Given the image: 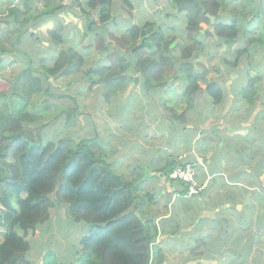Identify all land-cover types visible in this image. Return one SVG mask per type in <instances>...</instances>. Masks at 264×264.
<instances>
[{"label": "crops", "instance_id": "crops-1", "mask_svg": "<svg viewBox=\"0 0 264 264\" xmlns=\"http://www.w3.org/2000/svg\"><path fill=\"white\" fill-rule=\"evenodd\" d=\"M13 1L16 5H10L5 10L9 12V17L10 8L21 7L23 10V2H29L30 5L34 3V0ZM231 1L227 0L229 6L242 10L241 6ZM128 2L130 3V0ZM133 3L134 7L131 3L128 7L131 12L136 10V14H133V19L132 16L124 17L126 22L118 15V2L113 5L111 13L114 18V25L112 24L114 32L122 35L130 28H143L145 25L155 29L162 20L171 25V21H177L180 17L172 15L169 0L164 2L165 5L167 4V9L163 18L157 15L155 17L153 13L155 5L152 2L144 5L143 0H134ZM62 4L64 6V1ZM66 8L64 12L72 15L68 10L69 6ZM162 9L160 7L161 11ZM1 13L0 27L7 31L6 24L1 20L8 16H4V12ZM51 18L43 17L39 21L42 25L51 23L55 27V23L60 21H52ZM230 21L231 15L221 11L217 23L228 25ZM28 22L33 23V19L30 18ZM117 22L122 23L123 26H119ZM261 24L256 19L247 18L244 29L231 47L217 40L213 45L215 49L222 47L227 49L233 61L232 66L229 67L234 70L238 71L240 63L245 62L247 65L249 62L246 66L249 68L247 72L241 77L238 76L239 79L244 80L243 84L235 89V93L239 96L238 101L248 105L246 116L242 115L240 121L234 119V122L233 120L226 122L224 109L223 112L218 109L222 106L225 97L223 96L220 104L215 105L204 90L192 97V104L186 111L184 108L188 106L179 104L182 108L176 110L177 116H175L177 107L175 101L180 96L173 101L169 92L172 85L174 88L181 87L180 81L169 80L163 91L160 88L149 92L142 88L141 81L138 80L137 83L130 81L126 89L111 97L109 101L105 100L102 92L101 101L97 102L99 107L106 106V113L103 115L105 120H108L103 133H100L98 128H87L79 135L72 129V137L62 139L73 142L75 147L88 141L92 146L91 151L100 163H90L91 166L88 167L80 163V155L75 159L70 183L74 190L71 196V218L68 217L69 203L57 199L58 189L47 195L49 203L46 206H31L32 215L48 212L50 219L45 222L46 225L52 221V215L60 210H64L67 219L70 220L71 229L75 232L73 236L75 238L72 239L76 240L77 246L67 249L66 241H60V245L53 247L60 262L75 264L79 258L77 247L81 248V240L94 228L92 220L97 219V222L104 218L108 223L134 215L151 231L152 263L167 264L165 252L167 250L173 253L183 251V257H189L188 262H184L187 264L191 262L218 264L217 262L223 260L227 253L233 256L232 263L228 264H264V110H262L264 108L262 100L264 41H252L258 37L257 30ZM185 25L186 20L182 28ZM31 31L32 29L29 30V35ZM171 31L173 32L174 29L166 28V36L174 37L175 35H168ZM21 32L19 38L25 35V30ZM12 33L14 31L10 32L9 36L2 32L0 38L3 35L15 38L17 35ZM31 38H34L33 34ZM206 38L204 34L199 37L204 45L199 60L210 48ZM41 47L43 49L39 48V51L36 47L32 48L37 51L36 54L40 53L38 60L48 56L47 52L51 51L48 61L53 64L57 51L51 50L49 46ZM58 48L61 50L60 47ZM175 48L173 45L170 49L171 55H174L172 51ZM241 50L247 52L236 62L237 52ZM82 54L87 63L90 51ZM172 57L177 67L183 62L177 61L175 56ZM100 59L101 61L94 63V67L103 64L105 59L103 57ZM23 66L25 65H22L21 69L24 68ZM249 72L261 78L257 85L259 91L255 97V106H249L248 100L240 94V90L249 80ZM240 74L241 72L238 71L237 75ZM233 78L234 76L230 77V83L233 82ZM208 82L216 83L225 93L221 82ZM98 87L101 85L96 84L90 92L91 85H89V93L93 94ZM256 104L261 105L260 112L259 108L255 110ZM41 132L42 129L39 133ZM42 141L55 144L52 140ZM179 158H182L180 162L182 164L196 166L197 179L202 187L199 193H190L186 186L169 179L168 172L179 163ZM70 175L71 172L63 176V181L59 185L62 190L66 182L69 183ZM86 194H97L101 200V208L98 209L97 205H94L86 210ZM27 197V193L21 194L23 200ZM52 201L63 205V208L59 209L58 205L53 206ZM176 208L179 211L180 222H178L179 227L175 229L169 225V220H176L174 215ZM85 213L90 214L87 220L75 219L80 215L84 216ZM251 220L258 224L255 231ZM240 221H243L244 225ZM15 233L17 234V230ZM187 239L189 243L186 242ZM4 240L0 235V245ZM171 240L179 241L180 245L171 247L169 245ZM24 241L30 246L29 252L32 251L30 241L26 238ZM42 247L39 264L43 262V256L49 252L48 245Z\"/></svg>", "mask_w": 264, "mask_h": 264}, {"label": "trees", "instance_id": "trees-1", "mask_svg": "<svg viewBox=\"0 0 264 264\" xmlns=\"http://www.w3.org/2000/svg\"><path fill=\"white\" fill-rule=\"evenodd\" d=\"M63 1L34 0L33 5L25 1L22 11L10 8V17H3L1 22L6 24L8 32L14 31L12 34H16L18 39L22 33L21 29L27 25L30 18L33 19V23H37L43 17H52L59 11H65L67 8L63 6ZM81 1L74 0L80 9ZM115 2L130 5L128 0H85L82 9L86 22L84 36L88 37L89 45L93 40H98L97 53L108 60L109 64L85 69L82 53L89 52L90 48L85 47L81 52L71 46L67 50H57L53 64L47 58L38 60L39 67L47 73L44 80L48 81L49 77L81 75L82 78L91 81V86L94 84L103 86L106 101L126 89L130 81L138 82L136 77L128 76L126 73L136 74L143 89L149 92L162 88L169 80L181 81L183 91L175 101L177 105L175 116L176 110L182 108L179 104L187 105L188 107L184 108L186 111L192 104V97L201 89H204L213 104L221 103L224 96L221 87L216 83H209L206 79L207 70L203 69L202 73H198L192 62L199 60L204 51V45L199 40L200 35L203 33L205 37L210 35L209 31H203V24L207 23L210 27L208 28L212 31L210 36L231 47L246 25L248 17L243 12L240 13L236 7L229 6L227 0H169L172 15L184 16L186 20L182 36L187 43L181 46L180 57L183 62L177 67L176 61L170 55V49L178 35L168 37L163 31L152 29L149 25L143 28H130L116 38L110 33L109 38L119 45V49H112V53L109 52L111 45L104 46L107 34L105 25L110 23L114 25L111 11ZM231 2L240 6L237 0ZM69 11L75 15L71 8ZM89 11L97 14L96 20L91 19ZM221 11L231 15L228 25L217 23ZM208 16L214 17L215 22L211 23ZM256 17L253 19L262 24L257 30L258 37L252 41H264V12L257 14ZM64 32L62 23L56 22L54 29L46 33L51 39L50 49L53 50L63 43ZM19 40L13 42V38L1 36L0 56L9 55L11 51L17 50ZM246 52L238 51L236 62ZM28 68L21 71L16 79V85H12L6 94L0 91V235L5 239L0 245V264H15V260H18V264H31L24 258L30 250L28 242L24 239L29 231L35 233L50 217L47 211L40 215H32L31 206H46L49 203L47 195L58 189L57 199L69 203L68 217L71 218V196L74 190L70 183L75 159L80 155V163L88 167L100 163L91 151L92 146L88 141L79 147L65 140L59 141L58 144L45 143L39 138L40 133H37L38 138L35 140L31 133L22 128V123L40 121L42 115L39 112L28 111V107L33 106L29 100L45 92L41 80L34 77L33 69ZM248 76L249 80L240 90V94L248 100L249 106H255V97L259 91L257 85L261 78L253 72H249ZM3 97L11 99V112L2 101ZM258 108L260 112V104H256L255 110ZM48 110L49 106H44L41 111L46 114ZM70 172L69 183L66 182L62 190L59 185L63 181V176ZM23 192L28 195L26 200L21 198ZM86 202V210L94 205H97L98 209L101 208V200L97 194H86ZM89 216L90 214L85 213L84 216L80 215L75 219L87 220ZM96 220H92L94 228L80 242L81 250L75 264H160L152 263L151 231L138 217L132 215L108 223L104 218L97 222ZM54 257V254L47 252L42 261H48L44 264H55Z\"/></svg>", "mask_w": 264, "mask_h": 264}, {"label": "rangeland", "instance_id": "rangeland-1", "mask_svg": "<svg viewBox=\"0 0 264 264\" xmlns=\"http://www.w3.org/2000/svg\"><path fill=\"white\" fill-rule=\"evenodd\" d=\"M23 1V0H22ZM84 1H81V9L80 7H77L75 5L74 0H64V6L68 7V10L71 8L73 12H75V15L72 16L71 14H67L64 12V10L59 11L58 13H55L54 16H52V21H60L62 23L63 29L67 32H64V38L63 43L59 44V47L61 50H67L69 47H76L78 50L84 51L83 48L87 47L90 51L89 54V60L87 63L84 64L83 68L90 69L89 67L96 64L97 61H101L100 57L101 55L98 54V40H93L91 42V45H89L90 42H88V37L84 36L86 33V22L84 19V15L82 13V9L84 8ZM134 0H130L131 5L134 7ZM152 2L154 6V15L156 17L159 16L162 18L165 17L164 11L167 9V4L165 5V0H143V4H147ZM238 4L241 6L242 10H239V12H243L249 19L257 18L256 15L264 12V0H237ZM116 3V2H115ZM14 6L16 5L15 1L13 0H1L0 1V12H4V16H8L9 12L5 11L8 6ZM119 11L118 15L123 18V20L126 22L124 17L132 16L131 19H133V14H136V10L131 12L132 10L130 7H128L123 2H118ZM160 7L163 8L162 11L160 10ZM18 10L22 11L21 7H17ZM160 11V12H159ZM81 13V17H80ZM91 19L97 18V14L94 12H90ZM179 16V15H178ZM1 19V16H0ZM138 19L136 18V21ZM185 21L184 16H180L177 18V21L173 20L171 21V25L167 23V21L162 20V23H158L155 30H161L166 34V28L167 29H174V31H171V34L168 35H178L173 45L176 47L173 49L174 55L177 61L181 62L180 56V49L182 45V41L184 44H186V40L182 35H184V28L183 22ZM215 20L213 21V23ZM119 26H123L122 23L117 22ZM32 29V33L34 35V38H31L32 36L29 35V30ZM105 28L107 29V34H105L104 40H107V42H104V46H107V44L111 45L110 53H112V49L118 50V44L115 41H112L109 38V34L111 33L114 38L120 37L121 33H116L113 31L112 24H106ZM181 28L182 30L180 31ZM210 28L207 23L202 25L203 31H209L210 35L212 34V31H210ZM54 27L51 23H48L47 25H42L39 22L37 23H30L28 22L27 25H25L21 30H25V35H23L21 38H14L13 42L15 40H19V45H17V50L13 51L10 55H1L0 59L2 60V63L0 64V91L1 93L6 94L9 89H11V86H15L17 82V78L19 74H21V71L24 69L29 68L33 69V75L35 78H38L42 82L43 91L45 89V92L38 96L37 98L32 97L29 100V103H31L33 106L28 107L29 112H39L41 116L40 121L37 123H22V128H25V130L33 135L35 140H37L38 136L37 133H39L40 129H42L41 134L39 135V138L41 140H52L55 144H58V142L64 138H71L72 137V129L77 132V134L80 135V133L87 128L97 129L100 133H103L105 131V128L107 126V121L104 118L103 113H106V106L99 107V102L102 98V92L104 90L103 86L98 87L93 94L89 93L92 89L95 87V84L91 86L89 89V85H92L91 81L88 78H82L81 75L77 76H66L65 78H54L49 77L48 81L44 80L45 75L47 74L38 63V59L40 57V53L36 54L37 51L32 50L33 47H36V49L39 48L43 49L41 46H51V39L46 35V33L50 30H53ZM3 33L10 36V31L7 32L5 29L2 30L0 27V35ZM100 32V31H99ZM204 34V33H203ZM167 35V34H166ZM208 36L206 39L209 41L210 48L209 50L203 55L202 59L198 62H192V66L194 69L201 73L204 70H207L206 79L207 81H216L221 82L223 84V88L225 89L224 93V101L222 103V106L219 107V110L223 109L225 111V121L230 122L234 119L237 121L241 120V116H246V109L248 105L246 103H240L238 93H235V89H238V85H242L244 80L239 79L238 76L244 75L243 73H246L249 69L248 63L245 65L244 63H240L238 66V71L241 72L240 75H237V70H234L230 68L229 66H232L231 63L233 62L230 58L229 53L227 52V49L225 47H222L221 49H215L213 45L216 43V39L212 36ZM74 45V46H73ZM89 46V47H88ZM55 47V46H53ZM47 48V49H48ZM58 46L54 48L56 51L59 50ZM233 47L231 48V50ZM52 50V49H51ZM47 51V50H46ZM87 52V51H86ZM48 56H44L45 58L49 59V55L51 54V51L47 52ZM56 53H54L55 55ZM100 57H99V56ZM110 55V54H109ZM179 57V59H178ZM30 63V64H29ZM95 63V64H94ZM109 64L108 60H104L103 64ZM49 64V63H48ZM24 68L21 69V66ZM28 68V69H29ZM129 76L136 77L135 79L139 80V78L136 76V74L133 73H126ZM234 76L233 82L230 83V77ZM95 79H93L94 81ZM181 82V81H180ZM179 84V83H178ZM181 87L170 88L169 94L173 97V101L176 100L177 97L181 96L183 91V83L181 82ZM202 85V84H200ZM165 85L162 87V91L164 90ZM143 88V87H142ZM89 89V91H88ZM204 90V89H203ZM201 89V91L203 92ZM263 94V91H262ZM14 99V97H13ZM262 100L264 102V96L262 97ZM2 101L5 102L7 105L8 111L11 112L10 108V102L11 99L3 97ZM248 103V102H247ZM49 106V110L46 114H43L42 107ZM38 108V109H36ZM264 110V108L262 109ZM69 115L71 118L69 119ZM232 122V123H233ZM106 136V135H102ZM199 182V181H198ZM56 197V195H54ZM52 196V198L54 197ZM188 205H193L189 204ZM52 205H58L59 209L63 208V205L56 204L54 201H52ZM64 210H60L59 212H56L52 215V221L49 222V224H44L42 227L38 228L39 231H36L35 233L28 232L26 235V239L30 241L32 251L28 252L27 255H25V259L29 261L31 264H39L40 261V255L41 251L43 249L42 246L45 244L49 247L47 248L49 252L54 254L55 258V264H66L65 262H60V260L56 257V252L54 251L53 247H56L57 245H60V241H66L65 247L67 249H70L72 247L77 246L76 240L73 241L72 238H75V232L71 229L70 220L67 219V215L63 212ZM174 215L176 216V220H169V225L173 226V228L176 229V227L179 225L178 222H180V215L178 209H174ZM50 219V217H49ZM242 225H244L243 221H240ZM252 224H254V231L258 228V224H255L251 220ZM49 226V227H46ZM17 225L15 229H17ZM46 227V228H45ZM179 227V226H178ZM45 228V229H43ZM21 234V233H20ZM264 234V233H263ZM261 234V236L263 235ZM187 243H189V240H186ZM169 245L171 247L175 246L178 247L180 245V242L177 240H171L169 241ZM77 249L80 251L81 248L77 247ZM166 257H167V264H183L184 262H188L189 257H183L184 252L180 253H173L171 251H165ZM191 252V250H190ZM191 255V254H190ZM174 256V257H173ZM75 258V257H74ZM257 258V257H255ZM31 260V261H30ZM233 260L230 262L232 263ZM244 261V260H243ZM44 261L41 264H44ZM219 262V261H218ZM217 262V263H218ZM15 264H18V260L14 261ZM194 262H191L190 264H193ZM257 263V261L255 262ZM187 264V263H184ZM205 264V263H204Z\"/></svg>", "mask_w": 264, "mask_h": 264}, {"label": "built area", "instance_id": "built-area-1", "mask_svg": "<svg viewBox=\"0 0 264 264\" xmlns=\"http://www.w3.org/2000/svg\"><path fill=\"white\" fill-rule=\"evenodd\" d=\"M182 158L178 159V164L168 172V177L174 182H178L190 191V193H199L202 189L197 179V170L194 164L180 163Z\"/></svg>", "mask_w": 264, "mask_h": 264}, {"label": "water", "instance_id": "water-1", "mask_svg": "<svg viewBox=\"0 0 264 264\" xmlns=\"http://www.w3.org/2000/svg\"><path fill=\"white\" fill-rule=\"evenodd\" d=\"M208 18L210 19L211 23H213L214 21V17L208 16ZM231 259H233V256L229 253L224 255L223 260L219 261L218 264H228Z\"/></svg>", "mask_w": 264, "mask_h": 264}]
</instances>
